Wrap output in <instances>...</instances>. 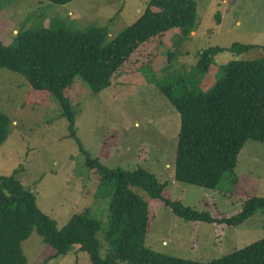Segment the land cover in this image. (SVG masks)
Returning a JSON list of instances; mask_svg holds the SVG:
<instances>
[{"label": "rangeland", "instance_id": "1", "mask_svg": "<svg viewBox=\"0 0 264 264\" xmlns=\"http://www.w3.org/2000/svg\"><path fill=\"white\" fill-rule=\"evenodd\" d=\"M195 1L196 22L188 37L179 40L170 30L141 46L133 57L138 62H126L112 76L109 87L94 94L76 76L66 95L80 108L75 122L77 135L92 157L111 168H147L161 182H167L165 198L180 200L218 218L230 217L241 210L248 197H264V141L247 140L234 173H226L215 189L176 181L181 116L161 88L173 86L178 91L185 81L206 92L225 74V65L232 59L263 60L264 0ZM150 3L151 0H73L66 4L0 0V39L11 45L16 33L24 29L77 31L100 26L107 30V43L136 21ZM234 42L258 46L242 53L229 49L217 53L202 79L196 72L184 73L190 72L203 49L229 48ZM47 96L51 97L47 91L34 90L22 74L0 69V110L11 120L8 137L0 145V174L9 175L19 169L16 176L35 193L40 209L54 218L59 228L76 211L90 206L91 216L102 224L97 237L104 257L111 247L105 241V231L115 183L99 178L86 166V156L70 136L67 119L60 116L58 103ZM133 189L149 202L145 245L156 252L206 262L263 235L264 210L236 226L189 221L175 215L162 199L151 198L138 187ZM22 247L28 264H92L89 254L77 245L65 255L46 260L55 251L36 230Z\"/></svg>", "mask_w": 264, "mask_h": 264}, {"label": "trees", "instance_id": "2", "mask_svg": "<svg viewBox=\"0 0 264 264\" xmlns=\"http://www.w3.org/2000/svg\"><path fill=\"white\" fill-rule=\"evenodd\" d=\"M48 1L66 4L73 0ZM196 12L195 0H151L136 21L107 43V30L100 26L77 31L24 29L16 33L11 45L0 39V69L22 74L34 90L47 91L58 103L60 116L67 119L70 136L86 156V166L99 178L115 183L105 231V241L111 247L103 257L97 237L102 224L91 216L90 206L76 211L59 228L56 220L40 209L35 193L16 176L19 169L9 175L0 174V264H28L22 244L34 230L55 251L46 260L65 255L77 245L89 254L92 264H264V222L261 238L211 261L185 259L147 247L149 202L133 187L151 198L162 199L175 215L185 220L229 226L240 225L256 211L264 210V197L250 196L238 213L220 218L180 200L165 198L167 182H161L147 168H111L84 150L75 126L80 108L66 95L76 76L89 85L92 93L101 92L112 84V76L126 62H138L133 57L141 46L170 30L179 40L188 37L195 26ZM256 46L234 42L229 48L203 49L190 72L184 73L196 72L202 79L217 53L227 49L242 53ZM156 53L155 47L152 56ZM172 57L170 53L169 59ZM161 90L181 116L174 170L178 182L215 189L226 173H234L239 152L247 140L264 141V58L232 59L225 65V74L206 92L185 81L178 91L173 86ZM10 125L9 116L0 110V145L7 139Z\"/></svg>", "mask_w": 264, "mask_h": 264}, {"label": "crops", "instance_id": "3", "mask_svg": "<svg viewBox=\"0 0 264 264\" xmlns=\"http://www.w3.org/2000/svg\"><path fill=\"white\" fill-rule=\"evenodd\" d=\"M15 32H17V30H14Z\"/></svg>", "mask_w": 264, "mask_h": 264}]
</instances>
